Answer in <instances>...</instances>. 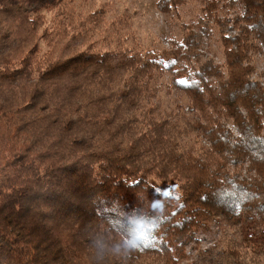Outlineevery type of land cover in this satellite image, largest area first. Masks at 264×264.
<instances>
[{
    "label": "trees",
    "instance_id": "obj_1",
    "mask_svg": "<svg viewBox=\"0 0 264 264\" xmlns=\"http://www.w3.org/2000/svg\"><path fill=\"white\" fill-rule=\"evenodd\" d=\"M190 1L156 0L169 47L144 49L103 8L0 0V264H179L211 222L264 224V0Z\"/></svg>",
    "mask_w": 264,
    "mask_h": 264
},
{
    "label": "rangeland",
    "instance_id": "obj_2",
    "mask_svg": "<svg viewBox=\"0 0 264 264\" xmlns=\"http://www.w3.org/2000/svg\"><path fill=\"white\" fill-rule=\"evenodd\" d=\"M77 12H92L101 8L106 11V19L111 22L121 19L120 25L129 26L136 40L144 49L168 48V24L164 14L155 8L156 0H73ZM200 2L190 1L180 10L183 20H194L199 14ZM207 52H198L205 59H213L218 65L223 63V50L217 34L205 38ZM204 50V49H203ZM222 67V66H221ZM264 61H260L257 71H263ZM167 75L159 78L153 86L162 84L153 99L161 108L170 111L176 106L184 107L187 112L188 100L182 93L168 91ZM234 136L236 131L231 129ZM149 182L164 192H176L175 186L163 185L153 178ZM264 221V210L256 215ZM260 218V219H259ZM264 224L246 227L227 223L223 219L211 222L205 229L194 234L192 242L185 248V258L179 264H264V242L260 237ZM254 232V233H253ZM235 253L230 252L231 250Z\"/></svg>",
    "mask_w": 264,
    "mask_h": 264
},
{
    "label": "clouds",
    "instance_id": "obj_3",
    "mask_svg": "<svg viewBox=\"0 0 264 264\" xmlns=\"http://www.w3.org/2000/svg\"><path fill=\"white\" fill-rule=\"evenodd\" d=\"M133 231H135V229H133ZM136 246H138V241L134 239V237L132 235H128L125 238V242H124V247L127 250H132L133 248H135Z\"/></svg>",
    "mask_w": 264,
    "mask_h": 264
}]
</instances>
